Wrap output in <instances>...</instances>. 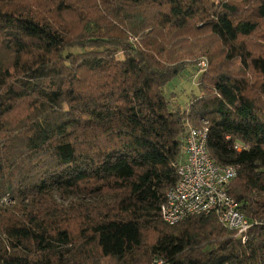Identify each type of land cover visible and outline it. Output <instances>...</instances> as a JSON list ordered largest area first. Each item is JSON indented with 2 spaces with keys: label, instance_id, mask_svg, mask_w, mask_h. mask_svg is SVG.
<instances>
[{
  "label": "trees",
  "instance_id": "obj_1",
  "mask_svg": "<svg viewBox=\"0 0 264 264\" xmlns=\"http://www.w3.org/2000/svg\"><path fill=\"white\" fill-rule=\"evenodd\" d=\"M188 122L238 167L246 241L162 218ZM160 260L264 264V0H0V264Z\"/></svg>",
  "mask_w": 264,
  "mask_h": 264
},
{
  "label": "built area",
  "instance_id": "obj_2",
  "mask_svg": "<svg viewBox=\"0 0 264 264\" xmlns=\"http://www.w3.org/2000/svg\"><path fill=\"white\" fill-rule=\"evenodd\" d=\"M201 65L205 67L206 62ZM187 125L184 157L176 165L178 181L167 191L162 205L163 220L175 225L190 216L215 213L224 228L246 241L251 221L227 191L238 167L215 163L207 148V127H195L189 122ZM235 148L240 150L241 145L237 143Z\"/></svg>",
  "mask_w": 264,
  "mask_h": 264
},
{
  "label": "rangeland",
  "instance_id": "obj_3",
  "mask_svg": "<svg viewBox=\"0 0 264 264\" xmlns=\"http://www.w3.org/2000/svg\"><path fill=\"white\" fill-rule=\"evenodd\" d=\"M197 66L198 65L189 66L188 70L185 71L180 80H178V78H175L171 81V84H176L175 86H173V89L167 90L170 91L169 93L173 91V93H171L172 96H177V100L181 101L185 105L191 100L192 96L199 93L197 86Z\"/></svg>",
  "mask_w": 264,
  "mask_h": 264
}]
</instances>
